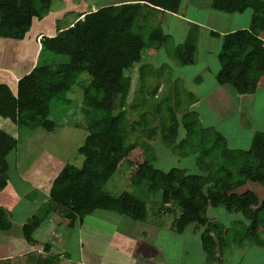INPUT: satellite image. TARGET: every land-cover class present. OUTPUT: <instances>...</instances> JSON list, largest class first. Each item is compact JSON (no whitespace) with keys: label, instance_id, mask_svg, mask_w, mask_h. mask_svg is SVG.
<instances>
[{"label":"trees","instance_id":"16d2710c","mask_svg":"<svg viewBox=\"0 0 264 264\" xmlns=\"http://www.w3.org/2000/svg\"><path fill=\"white\" fill-rule=\"evenodd\" d=\"M52 2L0 0V39L23 40L33 21L49 13ZM181 3L131 0L78 13L74 23L58 25L56 35L42 37L39 61L17 82L15 90L0 85V119L19 130L41 129L51 134L60 128L51 106L59 99L64 107L70 106L71 100L65 95L74 87L82 93V120L76 127L87 133L78 149L83 163L80 167L65 165L52 180L38 215L22 226L28 245L35 246L34 234L50 216L63 220L70 229L98 210L145 225L148 209L140 196L145 191L158 201L161 213H178L172 225L176 235L182 237L194 227L208 263L219 264L228 258L222 251L237 237L240 240L232 245L239 250L264 247V239L258 237L264 226V199L247 189L250 184L264 186V133L255 132L247 150L227 151L224 136L203 127L197 112L189 108L196 102L193 94L185 92V105L175 86L174 92L159 94V74L152 71L150 63H142L144 50L156 51L168 38L159 27H144L149 11L180 15ZM248 9L252 16L247 29L224 34L208 31L209 37L220 41L216 82L232 88L237 98L254 95L264 77V0L211 2V10L227 15ZM190 27L183 45L175 49L180 65L192 63L197 51L200 26ZM133 69L138 72L140 86L128 103L132 79L124 72ZM163 84L171 89L167 82ZM131 114L139 120L130 121ZM155 123L158 125L153 127ZM179 127L184 136L177 142ZM158 135L172 153L195 156L200 172L156 169L149 142ZM17 144L16 138L0 128V192L9 183L7 156ZM137 147L142 148L144 160L130 173L131 188L113 197L105 187ZM217 207L241 216L233 222L237 235L218 223L214 215H207L210 208ZM11 226V215L0 207V231L7 232Z\"/></svg>","mask_w":264,"mask_h":264},{"label":"rangeland","instance_id":"374dc122","mask_svg":"<svg viewBox=\"0 0 264 264\" xmlns=\"http://www.w3.org/2000/svg\"><path fill=\"white\" fill-rule=\"evenodd\" d=\"M119 1L122 0H54L49 13L42 20L35 19L33 21L31 32L34 33L36 30L45 33L52 32L55 26L66 25L74 20L78 13L93 12L98 8ZM61 2L64 5L58 7ZM210 3L211 0H182L180 15L205 26V28L210 27L211 30L219 33L250 24L249 20L252 16L250 9L242 14L227 15L211 10ZM65 10H70V13L61 16ZM160 15L158 12L149 11V20L144 22V27L147 30L159 27L168 38L163 46L156 50V53L147 50L141 53L142 63H150L152 71L159 74L156 79L158 83L160 82L159 94L161 92L167 94L169 91L174 92V86L183 100H186L185 92L192 93L196 102L189 108L197 112L203 127L212 128L224 136L227 151L249 149L254 133H264V124H262L264 122V101L258 102L253 109L255 115L252 114V116L257 119L258 123L254 131L251 133L248 129H241L238 123L242 115L237 113V95L230 87H220L215 79V74L219 69L217 56L220 50V41L209 37L206 30L200 29L193 62L180 65L178 58H176L175 49L183 45L191 27L172 16ZM56 17H60L59 22L54 20ZM124 75L130 76L132 79L131 92L128 98V103H131L136 95L134 93L140 86L138 72L136 69L127 70ZM164 82H167L171 89L163 84ZM73 90V92L70 91L65 95V98L71 100L70 106L64 107L61 99L51 106L52 114L60 126L55 134L41 129L34 131L16 130L7 122V128L5 127L4 131L10 135L16 131L18 144L16 149L7 156L10 182L0 192V206L9 205L17 195H21L25 191L27 194L33 193L36 184L32 181L34 176L27 170L23 172L29 166L44 169L41 173L43 176L39 180L41 181L48 179L47 173H59L67 164L78 167L82 165L83 158L78 154V149L83 145L87 133L76 127V122L82 120L80 110L82 93L76 87ZM221 91L227 93V95L225 94L226 101L224 104L226 108L224 110L221 106ZM217 93L220 95L218 96ZM185 100L184 105L188 102ZM129 120L136 121L139 119L136 114H131ZM157 125L155 123L153 127ZM183 136V129L179 127L177 142ZM149 144L152 146L155 155L154 167L156 169L163 172L173 168L186 169L189 174L200 172L195 162V156H179L172 153L161 142L160 135L154 141H150ZM142 151L141 147L132 151L123 160L121 172L116 174L105 187V190L113 197H118L125 190H130L128 178L134 167L143 162ZM58 165L63 167L60 170L53 167ZM20 170L21 175L19 176ZM248 188L264 199V186L250 184ZM140 196L146 202L148 209V219L145 225L128 221L114 212L98 210L95 214L108 220L109 223L101 226L103 230L100 232L101 235L96 237V243L89 242L88 237L86 240L82 238L81 241L84 246L81 249L77 242V234H72V232H67L64 238L61 235L57 239L60 244L54 241L56 236L51 233L48 234V241H43L40 236L38 240L40 243L48 242L50 245L53 243L57 249L63 247L62 242L67 245V255L70 260L67 261V257L64 256L61 264H218L217 262L208 263L205 259L199 247L198 239L200 236H197L194 227L187 230V234L185 233L182 237L175 234L172 225L178 213L173 215L166 210L161 213L160 207L157 206L158 201L154 200L155 197L151 193L144 191ZM208 214L214 215L218 223L229 229L233 236L239 232L238 227L236 228L233 222L241 219L240 215L229 214L223 207L210 208ZM57 220L59 219L56 218ZM112 224L118 228L115 233L110 230ZM259 230L258 237L264 239V226ZM74 232L76 233V230ZM93 233V231H89V235ZM235 240L239 241L240 239L239 237L235 238L232 244H236ZM232 244L222 251L223 257H228V260L223 261V264H260V262L264 264V248L253 245L249 250L243 251ZM1 245L6 247L2 238H0V253L3 251ZM24 264H29V261L24 262Z\"/></svg>","mask_w":264,"mask_h":264},{"label":"crops","instance_id":"0c3cea01","mask_svg":"<svg viewBox=\"0 0 264 264\" xmlns=\"http://www.w3.org/2000/svg\"><path fill=\"white\" fill-rule=\"evenodd\" d=\"M123 1H131V0H122V2ZM62 2L58 7L64 5V3ZM120 2L121 1L117 3ZM210 8H211V3H210ZM68 13H70V10L68 11L65 10L64 12L61 13L62 14L61 16L66 15ZM160 14L163 16L169 15L162 13ZM169 16H172L173 18L188 24L189 26L192 24H198L200 26V29L206 30L207 33L208 31L211 30L210 27L205 28V26H201V24L195 23L193 20H188L184 16L171 15V14ZM177 16L180 17L178 18ZM59 18L60 17H56L54 18V20L59 22ZM75 20L76 18L68 22L66 25L74 23ZM66 25H62L60 27H64ZM248 27L249 24L247 26H242L227 32H222L221 34L232 32L239 29H247ZM58 28H59L58 26H55L52 32L45 33L44 31L36 30L33 33L31 32L32 31L31 30L32 27H31L30 31L21 41L12 40V39H7V40L0 39V85L4 84L8 86L11 90H15L17 82L22 77L30 73L33 70V68L36 66L37 62L39 61V53L41 50L40 41L42 37L44 36L52 37L56 35ZM147 51L151 53L157 52L155 50H147ZM220 93L222 95L221 106L224 110L226 108V105L224 104V101H226L225 94L227 95V93L225 91H221ZM219 95L220 94H218V96ZM236 100H237L236 104L238 105L237 113L242 115L238 124L240 125L241 129H248V131H251L252 133L256 128V124H258L257 119H254L252 116V114L255 115L253 109L254 107H256L258 102L264 101V77L261 78L258 89L254 95L238 96ZM7 122L10 123L7 120L0 119V128L1 129L3 128V130H5L4 128L5 127L7 128V124H8ZM262 124H264V122ZM12 126L17 130V128L14 125ZM12 136L17 139L16 131L15 133L14 132L12 133ZM53 167H57V169L60 170V168L63 166L58 165ZM26 170L34 176L32 178V181L36 182L33 193L27 194V191H25L21 195L16 194L17 195L16 198H14L9 205L0 206L9 212V214L11 215V223H12L11 229L9 231L7 232L0 231V238L3 239V243H6V247L4 245H1L3 251L0 253V264H6V263L24 264V262L27 263V261H29V264L32 263L61 264L64 256H66L68 259L67 261H69L70 257L67 255V245L64 242H62L63 247L61 246L62 248L60 249L55 248V246H53L54 245L53 243L50 245V243L48 242L45 243L39 242L38 240L39 236L43 241H48L47 237L49 233L54 234V236H56L54 237V241L57 244H60V241H58L57 239L61 235L62 238H64L67 232H72V234H77V240H78L77 242L81 247V249L84 246L83 242L81 241L82 238L86 240L87 239L86 237H88L90 239L89 242L96 243V237L100 236L101 235L100 232L103 230L101 226H105V224L109 223L108 220L96 215L95 214L96 211L92 215L86 217L81 223H77V225H75L73 229L68 228L63 222V220L56 221V218L54 216H50V218L45 219L43 221L40 228L35 232L34 234L35 246H30L23 240L22 231H21L22 226L25 224L27 220H29L33 216L38 215L40 207L48 199V192L51 187L52 180L58 174V173H47L48 179L39 181L43 176L41 173L44 169L35 168V166L34 167L29 166L28 168L23 170V172H25ZM20 175H21V170L19 176ZM111 226L112 227L110 230H113L115 233L118 228L116 227L115 224H112ZM74 230H76V233L74 232ZM89 231H93L94 233L92 235H89ZM84 233L85 234L87 233V235H85ZM55 254L58 255V257H56ZM226 260H228V258H226L223 261L226 262ZM223 261L221 262V264L224 263Z\"/></svg>","mask_w":264,"mask_h":264}]
</instances>
